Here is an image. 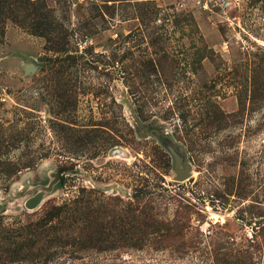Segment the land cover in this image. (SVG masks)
Segmentation results:
<instances>
[{"label":"rangeland","instance_id":"374dc122","mask_svg":"<svg viewBox=\"0 0 264 264\" xmlns=\"http://www.w3.org/2000/svg\"><path fill=\"white\" fill-rule=\"evenodd\" d=\"M0 264H264V0H0Z\"/></svg>","mask_w":264,"mask_h":264},{"label":"water","instance_id":"95a60500","mask_svg":"<svg viewBox=\"0 0 264 264\" xmlns=\"http://www.w3.org/2000/svg\"><path fill=\"white\" fill-rule=\"evenodd\" d=\"M183 178H186V175H185ZM183 178H181V179H183ZM37 202H38V199L33 198V199H31V200L28 201V204H27V205H28L29 207H32V206H34Z\"/></svg>","mask_w":264,"mask_h":264}]
</instances>
